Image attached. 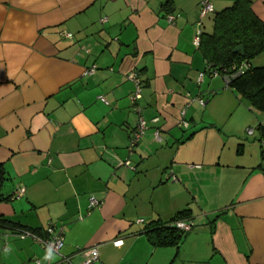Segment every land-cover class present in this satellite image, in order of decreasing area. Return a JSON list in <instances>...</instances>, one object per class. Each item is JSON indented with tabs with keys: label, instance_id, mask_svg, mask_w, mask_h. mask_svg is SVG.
<instances>
[{
	"label": "crops",
	"instance_id": "crops-1",
	"mask_svg": "<svg viewBox=\"0 0 264 264\" xmlns=\"http://www.w3.org/2000/svg\"><path fill=\"white\" fill-rule=\"evenodd\" d=\"M200 1L0 0V264H64L8 226L46 238L49 223L72 264L93 246L91 264H264V112L222 77L197 82L194 37L236 0L203 17ZM249 1L264 22V0ZM132 71L148 129L130 153ZM181 211L195 228L151 245L144 227Z\"/></svg>",
	"mask_w": 264,
	"mask_h": 264
},
{
	"label": "trees",
	"instance_id": "trees-1",
	"mask_svg": "<svg viewBox=\"0 0 264 264\" xmlns=\"http://www.w3.org/2000/svg\"><path fill=\"white\" fill-rule=\"evenodd\" d=\"M239 45L244 47V56L233 52ZM198 47L206 62L205 69L201 72L212 76L213 71H216L222 78L232 76L226 87L237 92L252 108L264 112V66L251 64L256 56L264 53V22L252 11L249 0H236L231 6L217 12L214 15L213 31L201 32ZM243 61L248 63V68L243 73L234 75ZM187 218L189 219L187 211H181L168 222L148 223L144 227V233L154 247L177 246L187 233L177 229L173 222ZM8 226L12 233L23 229Z\"/></svg>",
	"mask_w": 264,
	"mask_h": 264
},
{
	"label": "built area",
	"instance_id": "built-area-1",
	"mask_svg": "<svg viewBox=\"0 0 264 264\" xmlns=\"http://www.w3.org/2000/svg\"><path fill=\"white\" fill-rule=\"evenodd\" d=\"M200 7H201V16L202 17L206 16L208 13L213 11L212 4L210 3L209 0H201L200 1ZM174 18L175 17L173 15L167 16L168 22H172L174 20ZM200 35H201V31H198L196 33V36L194 37V40H193L194 45L197 47L200 45ZM63 36L67 37V38L72 37V35L70 33H66V32L63 33ZM247 68H248V63L246 61H243L237 69L235 68L236 71H235L234 75H239L240 73H243ZM95 70H96L95 67H93L92 69L87 70L85 73L86 74H92L93 72H95ZM212 76L213 77L218 76V72L213 71ZM204 77H205V72H199L197 82L201 83L203 81ZM231 77L226 75V76H224V78H222L224 80L225 86L228 85ZM128 79L131 80L134 84V91L130 95V102L132 104L133 110L137 113V121L135 124V128L133 130L131 139H130V144L128 146V150L131 153L133 151L134 147L139 143V141L145 135V133L148 129V123L144 119V117L142 116L141 107L138 103L139 98L142 95V89H143L141 77L137 71H132L131 73L128 74ZM100 99H101V101L106 102L105 98L103 96H100ZM198 102L200 103V105H204V100L202 98L198 99ZM184 115H185V110H182V112H181L182 119L180 120L179 126L182 128H188V122L184 119ZM152 122L157 123L158 118H154L152 120ZM252 133H253V129H248V134H252ZM154 138H155V140H158V141L161 140L160 130L158 128L154 132ZM124 165L126 167L131 168L129 160H125ZM188 167L199 168L200 165L199 164H190ZM165 179L170 180V181H177L176 176L173 174V172L171 170H169L165 174ZM99 205H100L99 201H97L95 198L90 199V201H89V207L90 208H94V207H97ZM139 222H142V220H139ZM173 225L177 229L183 231L184 233H189L190 231H192L195 228L193 221L190 219L177 220V221L173 222ZM13 232L15 234H17V236L20 238H26V237L32 238L35 242H37L43 246V248L45 249L47 254H49V253L59 254L62 258L61 262H63L64 264H72L71 256H66L63 254L61 255V250L64 246V237H63L62 231L60 229H58L54 224L49 223L47 225V227H46L47 237L46 238H41V237L37 236L34 232H31L30 230H25V229H18V230H15ZM113 243L115 245H120L122 243V241L116 240ZM80 253L84 257V261L82 264H91V263L98 260L99 253H98V247L97 246H93L91 248L83 249Z\"/></svg>",
	"mask_w": 264,
	"mask_h": 264
},
{
	"label": "water",
	"instance_id": "water-1",
	"mask_svg": "<svg viewBox=\"0 0 264 264\" xmlns=\"http://www.w3.org/2000/svg\"><path fill=\"white\" fill-rule=\"evenodd\" d=\"M234 53H238L241 56H244V47L243 45H239L236 48L233 49Z\"/></svg>",
	"mask_w": 264,
	"mask_h": 264
},
{
	"label": "rangeland",
	"instance_id": "rangeland-1",
	"mask_svg": "<svg viewBox=\"0 0 264 264\" xmlns=\"http://www.w3.org/2000/svg\"><path fill=\"white\" fill-rule=\"evenodd\" d=\"M261 55H258V56H256L252 61H251V64H253L254 66H256V65H261V64H256V63H258V61L260 60V57ZM259 58V59H258ZM260 67V66H259Z\"/></svg>",
	"mask_w": 264,
	"mask_h": 264
}]
</instances>
